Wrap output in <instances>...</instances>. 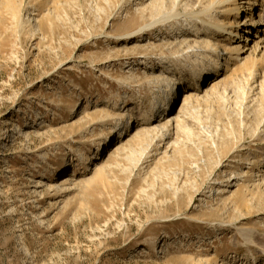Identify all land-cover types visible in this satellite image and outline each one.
Here are the masks:
<instances>
[{
    "label": "rangeland",
    "instance_id": "374dc122",
    "mask_svg": "<svg viewBox=\"0 0 264 264\" xmlns=\"http://www.w3.org/2000/svg\"><path fill=\"white\" fill-rule=\"evenodd\" d=\"M149 3L0 0V264L264 260V95L255 96L240 71L251 57L231 66L220 55L228 87L205 88L185 103L181 88L171 107L176 124L142 132L141 111L166 90L150 74L170 65L188 73L214 59L194 62L198 40L180 44L158 27L125 37L142 25L139 9ZM191 4L157 0L151 17L182 20ZM205 77L200 89L212 71ZM119 116L127 131L113 141ZM243 229L252 231L251 243ZM162 246L167 251L158 253Z\"/></svg>",
    "mask_w": 264,
    "mask_h": 264
},
{
    "label": "bare ground",
    "instance_id": "6f19581e",
    "mask_svg": "<svg viewBox=\"0 0 264 264\" xmlns=\"http://www.w3.org/2000/svg\"><path fill=\"white\" fill-rule=\"evenodd\" d=\"M141 1H147V0H141ZM185 1L188 4L192 3L191 5L193 6L189 12L184 13L182 15L183 17L182 20L180 19L178 20L180 15L171 14V13L167 14L166 16H162L160 18L158 17V19L156 18L154 19L153 17H151L154 14L153 11L155 8V4L157 3V0H150L149 4H145V6H141L139 9L142 11L143 15L144 13L146 14L148 13L149 21L148 22L145 21V16L140 15L141 19L144 20L142 25L131 31V33L125 35V37L137 36L142 38V36H144L145 34L152 32L155 27H158L160 30L162 29L167 32L170 30L172 31L170 33L164 32V34L167 35L166 37H164L165 39L167 37L168 38L172 37L175 41L181 39V41L178 42L180 44H182L185 41H189L190 38H192L193 40H198L197 41L198 43L196 44H199L201 47L197 48L194 62H196L199 59H202L204 61V59L211 58L208 56H212L214 58L212 60L213 62L212 67L210 63L209 64L210 66L208 65V67H204L200 69L201 71L195 69V71L191 72L190 69V72L186 73L182 71L181 66L170 65L166 68L164 67L160 68L159 72L156 74L154 72L150 74L151 78L155 77L156 80L162 77V80H164L165 82L166 90L160 96L158 102L153 103L149 109L141 111L136 128H138L141 131L143 130L142 132L156 131L155 124L157 122L159 124L162 122L160 124L162 129L164 130L167 129V131L174 124H176L177 117L175 118L171 116V110L173 109L172 106L174 105L175 100H177V96L179 93L178 91L181 88L184 90L187 88L186 91L183 92L181 98L182 102L185 103L186 100H189L192 97L193 98L199 97V94L201 92L203 91L207 92L205 88L215 89L218 86H223L224 88L225 86L228 87L229 84L228 78L222 77L223 73L226 72L227 70V66L226 67L225 65L222 66L223 63L218 59L220 58V55L222 56L226 55L227 57L223 58V61L225 62L226 65L230 64L231 66L232 64H234V62H238L241 60L243 61L242 65H245L246 61H249V57H251V60L249 62L250 66L249 67H247V65L243 66L242 68H240V71L247 73L244 78V81L245 83L250 82L249 84L251 85V90L253 89L254 91H256L255 96L264 95V68L263 67L260 68V66L264 65V43L260 38V36L264 33V19H263L264 0H185ZM160 3L158 2V4ZM184 4L188 7L186 3ZM34 21L38 23L39 22L38 17L34 18ZM170 22H174V23H170ZM174 26H176L175 29L172 28ZM149 39L158 40L155 37ZM246 54H248V57ZM201 55L202 57H200ZM132 66L131 64L129 66L131 67L130 68L131 74L129 75L130 78L129 84L134 83L131 82V79L134 80L138 78L136 74L135 75L133 74L134 72L132 70L133 68ZM209 70L212 71V76L214 78L209 80V84H206V86L204 84V86L200 89L199 85H201L202 81H205V79L208 78L205 76H207V71ZM175 73L178 74V79L180 81L179 85L181 86L177 90L172 89L176 85L173 86L170 85L171 82L175 81L174 78ZM142 74H146L145 71H143ZM259 75L260 76L263 75L261 79L259 78ZM120 83H127V82L122 81L119 82V84ZM130 102L133 103V101ZM88 103L89 101L86 102V104ZM112 104H114L112 106V109H115L114 107L117 103L113 101ZM73 111L71 113H73ZM84 113L87 114L86 111L82 109V111L79 112V115L82 114L84 115ZM104 116H108V113L106 112L105 114L103 113L101 115H97V117L99 118H103ZM123 116H119L115 124L112 126V128H110L111 135H114L113 141L116 138L117 139L122 138V134L124 133V131H127V122H125L124 125L121 124V121H123L122 119ZM97 117L88 115L85 118H88L90 122H93L95 119H97ZM160 137H163V134ZM27 138L30 137L27 136ZM17 140L18 138H16L13 141V143L16 142ZM108 144L109 143H107V141L104 142V144L102 145L103 147L102 151L105 150L106 147H109ZM100 151H101L100 148H98L97 155L98 153H100ZM83 156H85V154H80L79 156L80 159ZM47 159L48 158L46 156L42 157V160H47ZM96 160L99 161L100 159L97 157ZM94 168L96 170L97 168L98 169L100 168L97 162L94 163ZM74 176L75 175L73 174L72 180H70L71 183H74L73 185H75L77 180V178H75ZM40 181H41L40 179H37L35 182L36 186H34L33 189H36V191H39V189L43 187V184ZM233 182H234L233 180L230 181L229 185L231 186ZM65 185H69V184H65ZM227 188L228 186H226L225 188L218 189L219 194L224 195L225 193H227L226 190ZM241 235L245 239L246 243L252 242L253 233L251 230L243 229L241 230ZM167 245L170 244L167 243ZM165 247L166 246H162L160 248V251H158V253H164L165 251H167ZM150 248H152V250L155 249L156 250L155 252H157L155 246H150ZM140 252L141 254L143 253L146 255L149 254L148 249H141ZM246 256L247 255L239 256L238 261L244 263L245 260H247ZM190 260L193 262V264L194 263L214 264V262H212V260L210 259L197 260L196 262L193 261L192 259ZM252 260H253L252 264H264V260H262L261 262L256 261L255 258H252Z\"/></svg>",
    "mask_w": 264,
    "mask_h": 264
}]
</instances>
